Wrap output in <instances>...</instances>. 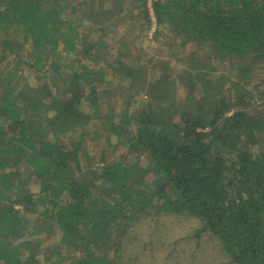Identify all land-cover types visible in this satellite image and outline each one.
I'll return each instance as SVG.
<instances>
[{
	"label": "trees",
	"instance_id": "16d2710c",
	"mask_svg": "<svg viewBox=\"0 0 264 264\" xmlns=\"http://www.w3.org/2000/svg\"><path fill=\"white\" fill-rule=\"evenodd\" d=\"M132 1L0 0V264H150L163 215L264 264V0H137L178 74L101 38Z\"/></svg>",
	"mask_w": 264,
	"mask_h": 264
},
{
	"label": "rangeland",
	"instance_id": "374dc122",
	"mask_svg": "<svg viewBox=\"0 0 264 264\" xmlns=\"http://www.w3.org/2000/svg\"><path fill=\"white\" fill-rule=\"evenodd\" d=\"M153 0L148 1V9L153 16L152 3ZM126 10L119 15L120 19L123 18V24L119 26H110L105 30V34L101 35V38L106 41L108 45H112L117 42L121 37L124 39V43H129L137 47L139 50V56L148 59H158V61H168L169 66L173 69L172 72L180 73L183 68H186V63L188 62L183 58L186 54L181 49L178 53V48L174 47L173 40L171 39V34L164 30L157 40L153 38V33L156 30L155 21L153 19V25L148 29L142 30L140 24L135 21H131L128 17V12L130 9H134L138 6L137 0L130 3H126ZM125 7V6H124ZM123 7V8H124ZM135 12L134 14H136ZM119 23V20L117 21ZM97 37V36H96ZM96 37L92 39L96 40ZM208 50L204 51L206 53ZM172 52V54H171ZM171 54V55H170ZM191 61L189 64H192ZM209 63V62H208ZM210 64L215 67L216 72H212L211 75L214 79L212 84L215 86L218 81L222 84L225 83L224 89H228L230 82L236 80L235 76H231L230 80L219 79L220 74L224 71L225 63L216 61L215 59L210 60ZM227 64V63H226ZM224 65V66H223ZM210 67V65H209ZM252 75L249 76L251 79L250 84L258 85L264 82V64L260 67H253ZM201 70V68H200ZM205 70V68H204ZM227 69H225L224 74H227ZM216 73V74H215ZM223 74V73H222ZM213 80V79H212ZM249 84V85H250ZM248 87V86H247ZM263 88V86L261 87ZM222 92L221 88L215 87V90ZM258 94L255 96L257 98ZM97 124H94L96 127ZM103 139H100L98 143L89 142V151L97 153L96 160L102 155L99 154L100 148L103 144ZM108 153V152H107ZM100 156H99V155ZM125 155V149L122 147L116 150L115 155H112L115 159H120L121 156ZM126 156V155H125ZM111 157V160L113 158ZM130 156L126 160H129ZM92 162V158H91ZM32 191H38L36 186H31ZM170 218V219H169ZM159 232L155 234V249L157 251L156 260H151L150 257L147 261L150 264H229L228 258L224 253L219 250L218 246L214 243L212 239L203 233L198 236L195 235V231L198 230V224L188 218L180 219L176 217H170V215H163L158 219ZM56 241L57 237H51L50 241ZM48 241L49 243H51ZM145 264V263H144Z\"/></svg>",
	"mask_w": 264,
	"mask_h": 264
}]
</instances>
